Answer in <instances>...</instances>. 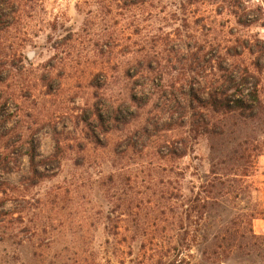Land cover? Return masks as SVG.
Returning <instances> with one entry per match:
<instances>
[{
  "label": "rangeland",
  "instance_id": "374dc122",
  "mask_svg": "<svg viewBox=\"0 0 264 264\" xmlns=\"http://www.w3.org/2000/svg\"><path fill=\"white\" fill-rule=\"evenodd\" d=\"M166 253L264 264V0H0V264Z\"/></svg>",
  "mask_w": 264,
  "mask_h": 264
},
{
  "label": "trees",
  "instance_id": "16d2710c",
  "mask_svg": "<svg viewBox=\"0 0 264 264\" xmlns=\"http://www.w3.org/2000/svg\"><path fill=\"white\" fill-rule=\"evenodd\" d=\"M202 187H203L204 195H198V196H196L195 199L189 200V202H191V205H190L191 209L196 212V214H197L196 216L200 217V220H203V218L205 216H207L210 213V211L212 209H214V206L216 205V197L213 196V191L216 187L214 181H210L207 183V185L202 186ZM171 194H173V193H171ZM259 214H260L259 211L255 212L253 214H250L248 216V219L253 220ZM176 237H177V235L170 237V244H172V243L174 244V240ZM124 238L126 240H128L130 237L125 235ZM140 238H141V235H134L131 237V239L133 241L136 239H140ZM224 241H225L224 236L214 235L213 239L209 242L210 248L212 250H214V252H215V250L221 248L225 244ZM171 246H172V249L174 251L179 249L178 246H174V247H173V245H171ZM160 248L164 249V246L160 245ZM179 252H181V251H178L177 253H179ZM176 254L174 253L175 256L173 254H170V253L162 254L154 263H157V264H183L184 262H186L184 257L178 258V255H176Z\"/></svg>",
  "mask_w": 264,
  "mask_h": 264
},
{
  "label": "water",
  "instance_id": "95a60500",
  "mask_svg": "<svg viewBox=\"0 0 264 264\" xmlns=\"http://www.w3.org/2000/svg\"><path fill=\"white\" fill-rule=\"evenodd\" d=\"M33 53H30V55H32Z\"/></svg>",
  "mask_w": 264,
  "mask_h": 264
}]
</instances>
